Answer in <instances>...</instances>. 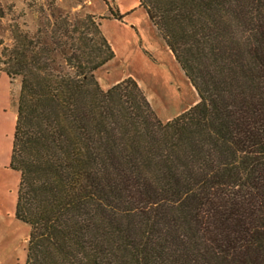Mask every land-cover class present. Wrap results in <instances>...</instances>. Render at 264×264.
I'll list each match as a JSON object with an SVG mask.
<instances>
[{
	"label": "trees",
	"instance_id": "16d2710c",
	"mask_svg": "<svg viewBox=\"0 0 264 264\" xmlns=\"http://www.w3.org/2000/svg\"><path fill=\"white\" fill-rule=\"evenodd\" d=\"M139 5L200 99L167 121L133 77L100 86L92 15L49 41L14 25L1 52L26 264H264V0Z\"/></svg>",
	"mask_w": 264,
	"mask_h": 264
},
{
	"label": "rangeland",
	"instance_id": "374dc122",
	"mask_svg": "<svg viewBox=\"0 0 264 264\" xmlns=\"http://www.w3.org/2000/svg\"><path fill=\"white\" fill-rule=\"evenodd\" d=\"M59 15L71 20L92 15L101 24L115 52L95 73L103 89L133 77L163 121L199 102L196 89L138 0H0V55L14 43V25L33 36L40 30L49 41ZM10 88V96H0V264H26L30 225L16 215L20 173L10 167L9 157L21 78Z\"/></svg>",
	"mask_w": 264,
	"mask_h": 264
},
{
	"label": "crops",
	"instance_id": "0c3cea01",
	"mask_svg": "<svg viewBox=\"0 0 264 264\" xmlns=\"http://www.w3.org/2000/svg\"><path fill=\"white\" fill-rule=\"evenodd\" d=\"M139 1V0H138ZM9 81V82H8ZM4 82H5V86H4ZM11 83L10 81V78L7 76V74L0 69V96L7 94V96H10V85L12 84H9ZM3 84V86H2ZM15 125V123H14ZM11 156V151H10V155L9 157Z\"/></svg>",
	"mask_w": 264,
	"mask_h": 264
}]
</instances>
